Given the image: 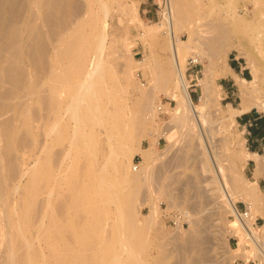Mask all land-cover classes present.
I'll return each instance as SVG.
<instances>
[{
	"label": "rangeland",
	"instance_id": "1",
	"mask_svg": "<svg viewBox=\"0 0 264 264\" xmlns=\"http://www.w3.org/2000/svg\"><path fill=\"white\" fill-rule=\"evenodd\" d=\"M106 1L108 7L110 6V12L108 14L109 19L107 18V48L103 56L106 61L108 75H106L107 84L103 87V96L100 99L110 109L123 106L125 109V117H133L131 123L138 121L137 119L139 117L144 120L145 124H142L144 128L137 125V128H139L136 129L135 122L133 124L137 131L141 128V132L139 130L140 133L135 132L132 124L127 127V130H123L127 139H130V137L133 138V140L130 139L133 143H130L127 139L124 140V143L132 144L135 151L132 166L137 168L145 161L144 155L138 151V148L144 150L153 149L151 153L155 159L152 162L151 174L144 181L139 194V200L136 204V211L139 212L135 217V221L138 224L137 228L120 229L123 235L122 238L128 239L130 249L135 252L134 256L138 257L136 260L139 259V263L177 264L179 255L176 252H169V250L173 245L183 244L188 239L189 232L192 228L184 212L186 211L185 209L188 210V206L196 205V213L198 214V219L201 221V227L205 231V235L207 237L208 235L210 236L211 244L204 247V249L206 248L205 252L207 254V247L210 248L208 258H212V261L204 262L205 264H217L219 262H227L228 264H260L259 260L255 257L251 242L246 240L242 242L238 236L228 238V232L232 227L238 226V221L229 209L224 207L222 209V207L220 208L214 204V197L221 196V193L219 194L218 190H216V188L219 189L220 187V180L217 179L210 169L212 165H218L219 169L220 167L223 169L220 179L224 182L226 188L228 186L232 187L234 177H239L243 182L244 180L247 182V186H251L249 185L250 182L257 183L264 193V177L259 179L255 178L256 164L253 162L250 163L249 161L242 164L236 160L237 156H246L248 152V143L244 129L239 125L238 117H232L230 113L232 112V108H240L242 97L236 78L232 74H228L227 76L221 74V67L229 66L234 68L241 79L253 80L255 73L263 80L264 43L253 40L252 38L253 28L256 26L255 19L251 17L253 10L251 2L254 0H184L183 3L188 8L183 9L185 11L184 13L197 9L199 16L203 15L205 11L214 12L211 14L212 16L204 18L203 20L199 18L194 24H191L195 20L194 18L183 22L182 29L178 31V37L186 44L181 49V63L183 64L189 83L190 95L196 105L201 106L204 104L200 108L204 113L208 114L205 121L206 127L211 130L209 149L200 145L197 129L195 131H189L186 128L171 124L173 119V115L171 114L177 107V102L173 101L172 97L164 89L159 88L155 91L157 99L155 100L154 107H164V110L157 114V117L146 118V114L143 115V110H141L142 113L139 112L142 108L141 93L149 91L152 87L151 77L153 73H157L160 65L168 66L172 60L169 36L163 34L165 30H162V28L155 27L164 20L167 0ZM82 2L86 5L85 0H82ZM99 4L98 1H93L92 9H94L95 15H98L97 17H103V8ZM122 6H129L132 10L131 16H123V23L119 17ZM229 9H233V11L237 9L239 13V16L237 15L238 24L235 23L233 25L230 24L232 23L231 21H228L225 10ZM205 16L203 15V17ZM220 17L225 19V24L231 29L228 37V41L232 45L230 54L228 57L224 55L217 57L216 67H207L209 65L207 59L200 61L197 66L193 67L190 65V61L194 56L192 49L195 48L197 42L213 44L218 35L215 30L210 29L209 23L212 22L213 24L214 21L212 20L219 19ZM158 31L162 38L159 42L155 40L154 36L155 32ZM203 31L205 32L203 33ZM62 48L65 49L64 46ZM119 77L121 78L119 80L120 83H118L121 84L119 85L120 87L117 86V83L115 85V80ZM128 77L129 79H126ZM207 79H212L209 85L211 87L210 99L213 101L212 107L208 106V108L203 100V97L207 93L205 86ZM79 82V79L75 80L69 86L70 88L67 89L68 92L64 94L62 99L66 104L71 103L69 96H75L74 92ZM261 86L263 90L257 95V103L260 107H254L255 109L253 108L251 112L264 116V80ZM171 89L176 95L180 96V90L178 88ZM110 93L111 95H109ZM110 96L114 98L113 103L110 100L107 101ZM35 106L33 105V110H39L40 107L38 105ZM69 114H65L63 117L64 120L61 122V127L65 131L64 140L61 144H55L51 141L49 147L45 146V143L49 139H46V132L43 130L45 123L44 117L36 121L35 127H38L37 131L29 135L30 137L25 138L26 141L22 140L24 137L23 132H17L13 137H4L1 139L3 148L0 150V165H5L4 162L6 160L13 158V161H11L17 174L14 181H10L9 187L6 188L7 190L5 189V197L9 201L6 210L8 216L4 208L0 209V264H11L4 259L5 252L10 248L4 235V231H8L5 227L7 224L11 225L10 231L15 235V242L11 243L12 246H10L12 248L18 245L19 247H24V242L18 244L21 240L20 230L24 228L23 215L26 208L30 205L35 192H37V203L35 204L34 210L30 213L34 219V225L30 228L32 233L41 236V240L36 245V251L40 252L43 249L46 252L45 254H48L47 246L42 240L46 235L53 234L54 227L48 223L50 220L47 218L44 219V225L41 221H43L42 216L44 215L46 200L49 199L48 191L51 187L54 192L50 199L52 206L49 212L53 214L61 203H64L66 206V210L62 213L63 217L61 216L62 214L59 215L62 225L61 240H59L61 252L65 253L64 249L74 250V248H78L76 237L90 236L92 240L95 237V241L98 240L97 244H106L113 234H117L114 231L116 228L113 229L111 227V223L113 224L117 219L116 213L114 214L115 205L113 204L110 206V214L109 217L107 216L110 219L107 220V226L103 233L96 232L90 225L94 219V215L90 209L86 210L84 207L85 205H89L93 197V192L95 191L93 184L97 178L96 170L101 167L98 165H105L102 160L106 152L102 153L103 147L99 145L96 147V143L93 140L91 142L90 139L94 137L91 135L94 132V127L91 124H87L86 127L84 126V134L90 139L87 137L84 140V136H81V138L79 134L78 140L80 138L81 140L78 141L77 137L76 142L70 144L71 137L74 131L76 132V130H73V126L75 124L74 128L77 129L76 127L78 125L74 120H71L72 117L69 118L71 116ZM142 119L140 121L143 122ZM73 122L75 123L73 124ZM170 127L171 131L168 130L174 136V143L171 151L165 154L171 143L164 133ZM262 128L264 129V126ZM103 130L102 128L101 131L103 132ZM104 138V135H101V139L103 140ZM82 140L88 142L87 144L85 143L86 146H84ZM9 142L12 145L10 150H8ZM91 146L94 147L93 149L95 151L90 150L92 148ZM64 150H71V155L63 165V173L58 177L56 174V165L54 164L60 158L58 153ZM41 152L44 153L41 154ZM45 154L47 155L45 156ZM94 156L100 158V161L97 162L98 164L94 161ZM50 162L51 165H49ZM233 165H236V167L233 168ZM132 171L133 173L136 172L134 169ZM0 172L4 174L5 169H0ZM187 181L193 182L195 188L190 185L186 186L184 193V202L186 201V204L183 205L185 208L177 209L170 207L167 197L162 193L167 191L173 193L174 190H179L182 184ZM18 184L21 185L16 191L15 189L18 187ZM164 187L165 190L163 189ZM213 189L217 193L213 194ZM76 195H79L81 200L78 204L73 200V197ZM247 203H249L248 200L238 195L236 207L240 212L243 213L245 211ZM157 205L159 211L155 213L153 220L146 219L151 215L153 207L155 208ZM255 217V220H257L254 226L255 232L259 236H262L264 232V211L262 213L256 212ZM64 218L66 221H64ZM18 223L20 229H18ZM40 223L43 225L42 228H39ZM179 226H181L183 232L178 230ZM242 246L247 250L246 256L240 253ZM236 250L240 254L236 253ZM132 251L130 252L133 255ZM71 257L72 253H70ZM64 260L65 258L62 257V264L65 263ZM40 264H43V261Z\"/></svg>",
	"mask_w": 264,
	"mask_h": 264
},
{
	"label": "bare ground",
	"instance_id": "2",
	"mask_svg": "<svg viewBox=\"0 0 264 264\" xmlns=\"http://www.w3.org/2000/svg\"><path fill=\"white\" fill-rule=\"evenodd\" d=\"M85 1L86 5L82 0H0V150L3 148L1 139L13 137L17 132H23L24 137L22 136V140L26 141L25 138H28L29 135L37 131L38 127H35V123L41 117L45 119L43 130L46 132V139H49L47 142L45 139V146L47 147L50 146L51 141L55 144L63 143L65 131L61 127V122L64 120L65 114L70 113L71 116L69 118L72 117L71 120H74L78 125L77 129H75V122H73V130H76V132L74 131L73 133L71 131L73 135L70 144L75 143L77 137V140L79 139V134L80 137L84 136L83 138L86 140L88 136L84 134V126L86 127L87 124H91L94 127V132L91 135L94 137L92 139L88 137V139L91 142L93 140L96 143V147L98 145L102 146V153L106 152V154L102 160L105 165H98L101 166L99 169L96 166L98 169H95L97 171V178L93 184L95 191L89 205H85L84 208L86 210L90 209L94 215V219L90 224L91 227L96 232L103 233L107 226V220L110 219L107 218L110 214V206L112 204L115 205L114 214L116 213L117 219L113 224L111 223V227L117 229L114 230L117 234H113L106 244H97L98 240L95 241V237L94 240L90 236L76 237L78 248L76 247L74 250L66 249L67 251L64 249L65 253L61 252L59 240H61L62 225L59 215L66 210V206L64 203H61L54 213L52 211L53 214L49 212L52 206L50 199L54 192L51 187L48 191L49 199L46 198L47 203L44 208V215L42 216L43 221L40 219L44 225V219L47 218L50 220L48 223L54 227L53 234L46 235L42 240L47 246L48 254L46 255L43 249L40 252L36 251V245L41 240V236L32 233L30 228L34 225V219L30 213L34 210L37 203V192H35L30 205L26 208L23 215L24 228L20 230L21 240L18 244L24 242V247H19V245L17 246L18 248L16 246L14 248L11 247V243L15 242V235L10 231L11 225L7 224L5 226L8 231H4V235L10 248L5 252L4 259L11 264H40L41 261H43V264H62V257L65 258L64 264H145L141 260V263H139V259L136 260L138 257L134 256L135 252L130 249L128 239L122 238L123 235L120 229L137 228L138 224L135 221V217L139 212L136 211V204L139 200L141 187L152 171V162L155 160L151 153L153 149L144 150L138 148V151L144 155L145 161L139 167L134 168L132 163L135 151L132 144H130L133 143L130 140H133V138L127 139L123 130H127V127L132 124L136 133L139 130L141 132V128H144V126L142 127V124H145L144 120L136 116L138 121L133 120L136 124L135 126L133 125L134 122L131 123L133 117H125L123 106L110 109L100 99L103 96V87L107 84L106 75H108L103 54L107 48V18L110 6L108 7L106 0ZM93 1H98L101 4L103 17L95 15L94 9H92ZM183 3L184 0H167L164 20L155 26L165 30L163 34L169 36L172 60L168 66L160 65L157 73H153L151 77L152 87L149 91L141 93L142 106H140L142 108L139 112L143 110V115L146 114V118L157 117V114L161 113L164 107H154L155 100L157 99L155 91L159 88L164 89L172 97V100L177 102V107L171 114L173 115L171 124L186 128L189 131L197 129L200 145L209 149L211 130L206 127L205 121L208 114L204 113L200 108L204 104L201 106L196 105L190 95L189 83L185 75V69L181 63V49L186 44L178 37V31L182 29L183 22L194 18L195 20L191 23L194 24L199 18L201 20L208 18L214 12L205 11L203 14L206 15L205 17L203 15L199 16L198 9L184 13L183 9L188 8ZM251 4V7H253L251 17L256 21V26L253 28L254 32L251 31L253 33L252 38L264 43V0H254ZM237 9H234V11L233 9L225 10L228 21L232 22L230 24L235 25V23H239L237 21V15L239 14ZM131 14L132 10L129 6H122L121 15L119 16L122 20L121 22L123 23V16L129 17ZM212 21H214L213 24L212 22H208L210 29L215 30L218 35L213 44L197 42L195 48L192 49V54L194 55L192 59L195 62L207 59L209 64L207 67H216L217 57L221 55L228 57L232 49V45L228 41L231 29L225 24V19L220 17ZM198 28L200 27L198 26ZM154 36L157 42L161 41L162 38L159 31L155 32ZM63 46L65 49L62 48V50L61 47ZM123 70L120 71L124 72L125 70ZM126 72L128 73V71ZM221 74L224 76L232 74L240 86L242 97L240 108H232V112H230L232 117L247 113L254 107H260L257 103V95L263 90L261 85L263 84L264 75L263 80L255 73L253 80L241 79L234 69L229 66L221 67ZM129 77L126 79H129ZM77 79L80 82L76 85L75 96L70 95L71 103L66 104L62 98L68 92L69 86ZM119 80H121L120 77L115 80V85L116 83L117 86L121 85L118 84L120 83ZM211 80H206L207 93L203 97L207 108L208 106L212 107L213 104V101L210 99L211 87L209 82ZM175 87L180 90V96L172 91L171 88ZM109 100L110 102L114 101L113 96H110L107 101ZM33 105H38L40 107L39 110H33ZM136 122L139 123L137 124ZM137 125L141 127L138 131L136 130L139 128H137ZM171 127L167 128L164 133L171 143L165 154L171 151L174 143V136L170 132ZM102 128L104 129L103 132L101 131ZM101 135L105 137L103 140L101 139ZM126 139L130 143H124ZM84 140L82 141L84 146H86L85 143L87 144L88 142H84ZM76 145L74 144V146ZM91 147V149H87L95 151L94 147ZM11 148L12 145L9 142L8 150ZM43 153L41 152V154ZM70 153L71 150H64L58 153L60 158L54 164L56 165L58 177L63 173V165L71 155ZM94 157L98 160L94 159L96 163L100 161L98 156ZM250 157L256 160L255 178L264 177V157L247 153L246 156H237L236 160L245 164ZM11 160L3 161L5 165H0V169H5L4 174L0 172V209L4 208L6 213L9 201L5 197V189L9 187L10 181H14L17 174L14 165H12L13 160ZM49 165H51V162ZM235 167L236 165H233V168ZM132 169L136 170V172L133 173ZM210 169L217 179L220 180V187L219 189L216 188V190H218L219 194L221 193V196L214 197V204L220 208L222 207V209L223 207L229 209L238 221V226L232 227L228 232V238L238 236L242 242L243 240L251 242L255 257L259 260L260 264H264V232L262 236H259L255 232L254 227L256 222L255 213H262L264 211V193L257 183L250 182L249 185L251 186H247V182L245 180L243 182L239 177H234L232 187L228 186L226 188L224 182L220 179L223 169L221 167L219 169L218 165H212ZM20 185L16 186V191L20 188ZM187 185L194 187L193 182L187 181L182 184L179 190H174L173 193L168 191L162 193L167 197L170 207L177 209L185 208L183 206L186 204V201L184 202V193ZM96 186L98 187L96 188ZM163 189L165 190V187ZM216 190L213 189L212 193H217ZM238 195L249 201L247 206L250 214L247 219H243L237 212L236 199ZM73 198L76 204L79 201L81 202L79 195ZM211 198L213 199L212 196ZM157 207L158 205L155 208L153 207L151 215L146 219L153 220L155 213L159 211ZM187 208L188 210L185 209L184 213L192 228L188 239L183 244L173 245L169 252H176L179 255L177 264H201L212 261V258H208L210 248L207 247V254L205 252L206 248L204 249V247L211 244L210 236L208 235L207 237L201 227V221L198 219V214L196 213L197 206L192 205ZM61 216L63 217V214ZM64 221H66L65 218ZM41 223L40 225L38 224L39 228L43 227ZM18 229H20L19 223ZM181 229V226H179L178 230L182 231ZM38 248L40 247L38 246ZM130 251H132L133 255ZM235 252L246 256L247 250L242 246L240 253L238 250ZM70 253H72L71 258ZM190 261L192 262L190 263ZM217 264L228 263L219 262Z\"/></svg>",
	"mask_w": 264,
	"mask_h": 264
},
{
	"label": "crops",
	"instance_id": "3",
	"mask_svg": "<svg viewBox=\"0 0 264 264\" xmlns=\"http://www.w3.org/2000/svg\"><path fill=\"white\" fill-rule=\"evenodd\" d=\"M232 80L234 79L232 78ZM237 117L239 125L244 129L246 141L248 143L247 153L250 155L264 157V129L262 128L264 126V116L259 113H252L249 111ZM248 161L256 164V160L254 158L250 157Z\"/></svg>",
	"mask_w": 264,
	"mask_h": 264
},
{
	"label": "built area",
	"instance_id": "4",
	"mask_svg": "<svg viewBox=\"0 0 264 264\" xmlns=\"http://www.w3.org/2000/svg\"><path fill=\"white\" fill-rule=\"evenodd\" d=\"M199 64V62H195L193 59H191L190 61V65H192L193 67L197 66ZM162 110V109H161ZM238 214L243 218V219H247L249 217L250 211L248 209V207L246 206L245 211L242 213L239 210H237ZM257 222V220H256ZM255 222V224H256Z\"/></svg>",
	"mask_w": 264,
	"mask_h": 264
},
{
	"label": "trees",
	"instance_id": "5",
	"mask_svg": "<svg viewBox=\"0 0 264 264\" xmlns=\"http://www.w3.org/2000/svg\"><path fill=\"white\" fill-rule=\"evenodd\" d=\"M234 69V68H233Z\"/></svg>",
	"mask_w": 264,
	"mask_h": 264
}]
</instances>
